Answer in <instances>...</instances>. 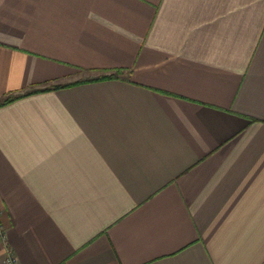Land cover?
Here are the masks:
<instances>
[{
  "label": "crops",
  "instance_id": "1",
  "mask_svg": "<svg viewBox=\"0 0 264 264\" xmlns=\"http://www.w3.org/2000/svg\"><path fill=\"white\" fill-rule=\"evenodd\" d=\"M19 94L18 264H264V0H0V102Z\"/></svg>",
  "mask_w": 264,
  "mask_h": 264
},
{
  "label": "built area",
  "instance_id": "2",
  "mask_svg": "<svg viewBox=\"0 0 264 264\" xmlns=\"http://www.w3.org/2000/svg\"><path fill=\"white\" fill-rule=\"evenodd\" d=\"M0 242L4 243L3 264H18L13 249L6 244L5 231L0 222Z\"/></svg>",
  "mask_w": 264,
  "mask_h": 264
},
{
  "label": "trees",
  "instance_id": "3",
  "mask_svg": "<svg viewBox=\"0 0 264 264\" xmlns=\"http://www.w3.org/2000/svg\"><path fill=\"white\" fill-rule=\"evenodd\" d=\"M120 70H121V69H115L114 72L109 73V74L100 75V76H98L96 79L115 78V77H117L118 74L120 73ZM60 86H61V85H59V84H54V85H52L51 87L56 88V87H60ZM47 88H48V87H45V88H43V90H45V89H47ZM35 91H38V90H33V91H31V92H35ZM21 95H23V94H19V95H8L7 97H5V98L0 102V105H1V104H4V103H7V102H10V101H12L13 99H15V98H17V97H19V96H21Z\"/></svg>",
  "mask_w": 264,
  "mask_h": 264
}]
</instances>
